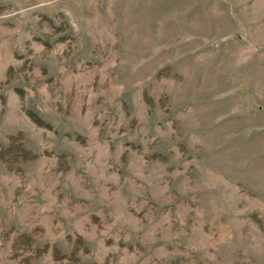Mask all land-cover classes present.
Returning a JSON list of instances; mask_svg holds the SVG:
<instances>
[{
  "label": "rangeland",
  "instance_id": "rangeland-1",
  "mask_svg": "<svg viewBox=\"0 0 264 264\" xmlns=\"http://www.w3.org/2000/svg\"><path fill=\"white\" fill-rule=\"evenodd\" d=\"M0 264H264V0H0Z\"/></svg>",
  "mask_w": 264,
  "mask_h": 264
}]
</instances>
